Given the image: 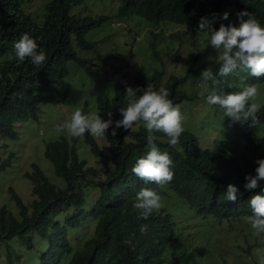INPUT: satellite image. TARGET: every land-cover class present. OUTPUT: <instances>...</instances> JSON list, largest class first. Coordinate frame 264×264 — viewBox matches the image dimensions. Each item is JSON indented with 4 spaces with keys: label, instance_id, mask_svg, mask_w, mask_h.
<instances>
[{
    "label": "trees",
    "instance_id": "16d2710c",
    "mask_svg": "<svg viewBox=\"0 0 264 264\" xmlns=\"http://www.w3.org/2000/svg\"><path fill=\"white\" fill-rule=\"evenodd\" d=\"M81 1L41 0L33 11L30 0H0V55L14 48L24 33L34 38L47 55L46 62L39 67L30 58L10 69L4 61L0 62V138L16 139L21 122L38 118L40 103L66 100L69 60L92 72L94 60L84 50L94 47L90 34L97 30L103 34L99 29L110 16L77 13L74 5H82ZM125 1L127 10L133 12L149 0ZM224 2L264 21V0H211L209 11L212 10L213 16L219 14ZM119 14L125 15L124 11ZM116 56L108 59L110 64L120 63ZM219 67L212 68L220 81L215 87L224 93L233 92V84L242 71L221 78ZM202 70V65L196 68ZM243 73L255 84L264 81V77L257 79ZM158 76L159 72H155L154 78ZM189 77V72L180 76L182 80ZM213 86L209 81L193 89V95L176 93L169 98L173 103L183 97L205 102L201 93ZM124 97L119 85L112 95L98 96L100 115L107 119V113L112 112L114 121L122 119L119 107L124 105ZM258 116L264 121V108ZM227 122L238 144L228 145L222 138L217 148L203 147V137L186 126L173 148L164 134L153 133L159 137L161 151H167L172 159L174 178L163 189L146 184L132 172L137 160L147 152L148 132L143 124L136 130L120 128L116 136H112L109 128L107 150L85 133V143L101 159L99 169L87 166L86 159L78 156L75 138L69 139L62 133L46 141L44 156L53 172L64 179V185L51 182L42 168L31 162L23 175L33 184L34 198L27 204L9 188L18 213H6V207H0V252H3L0 264H214L217 252L208 249L204 252L206 244L198 243L197 236L192 241L184 231L191 221L210 225V219L216 222L251 215L252 195H247L244 184L248 174L255 175L258 165L248 172L241 145L247 140L264 139L257 137L258 125L253 127L251 120L234 123L227 118ZM208 127L201 124L198 130L204 128L206 134ZM9 150L5 155L0 153V172L14 165L12 157L22 152ZM39 150L37 143L35 152ZM229 184L240 189L234 202L224 196ZM142 188H154L162 198L161 209L147 220L139 218L133 207ZM142 225L146 231H141ZM262 244L264 240L255 238L246 246V254L250 255L251 248ZM235 248H231V253L238 257Z\"/></svg>",
    "mask_w": 264,
    "mask_h": 264
},
{
    "label": "clouds",
    "instance_id": "9594fccd",
    "mask_svg": "<svg viewBox=\"0 0 264 264\" xmlns=\"http://www.w3.org/2000/svg\"><path fill=\"white\" fill-rule=\"evenodd\" d=\"M126 3L125 0H118L117 12L111 18L110 25L120 26L119 16L122 15L119 13L124 11L123 16L135 17L137 22L141 23V30L131 34L129 41L126 39L127 42L117 44V48L110 51V58L117 55L120 64L126 65L130 60L133 39L141 35V39L147 42L143 43V56L149 54V58L156 57L160 61L159 64L152 70L149 65L143 64L142 57L138 71L133 74L127 73L125 68H122V71L120 68L113 71L117 76L115 86L119 85L125 93L124 105L119 107L122 119L114 121L112 112L107 113V119L103 118L97 103V112L84 114L76 108L71 113L70 120H66L58 128L67 138L76 139L75 145L78 149V138H84L85 133H89L99 144L97 139L106 138L109 128H112V136H116L120 128L125 131L136 130L143 124L148 132L147 152L137 160L132 172L146 184H155L163 189L174 178L172 159L167 151H161L157 143L159 137L153 133L164 134L170 147L174 148L179 143V138L185 131L184 116L178 105L182 99L173 103L169 96L176 93L193 95L192 90L188 92L182 88L184 82L192 80L200 88L211 81L214 86L205 89L206 96L205 92L201 93L208 106L218 107L217 112L234 123L251 120L253 127L260 123L258 113L264 108V103L259 101L260 88L243 72L257 79L264 77V21L255 18L247 10L238 11L235 21L232 14L223 10L213 16L212 10L209 11L211 0H149L133 12L127 10ZM223 4L232 3L224 2L221 6ZM77 13L86 15L81 11ZM96 15L109 16L104 12ZM128 30V33L132 32L129 27ZM104 37L108 39L109 34ZM91 41H94L95 46L97 40L92 38ZM187 47L196 51L184 64L186 70L182 74L174 68V60ZM27 58H30L34 66L39 67L46 62L47 55L34 38L24 33L14 43V48L0 55V62L4 61L10 69ZM201 65L202 72L196 71ZM217 66H220L218 75L221 78L230 76L237 70L242 71L233 84V92L224 93L215 87L220 81L212 68ZM155 72H159L157 79L154 78ZM186 72L190 73V77L182 80L180 76ZM18 124L19 122L16 123ZM256 164L258 167L255 168V175L248 174L245 177L244 188L248 192L247 195H252L249 201L251 215L247 214L249 216L246 217V222L253 234L260 236L264 234V183H260L264 181V159H258ZM239 191L237 186L229 184L224 193L225 199L236 201ZM133 207L137 210L139 218L147 220L161 209V195L154 188H142L136 194ZM209 226L206 225L208 228ZM141 231H146V226L142 225ZM251 255L252 258H258V264H264V248H257L254 252L251 250L250 258Z\"/></svg>",
    "mask_w": 264,
    "mask_h": 264
},
{
    "label": "rangeland",
    "instance_id": "374dc122",
    "mask_svg": "<svg viewBox=\"0 0 264 264\" xmlns=\"http://www.w3.org/2000/svg\"><path fill=\"white\" fill-rule=\"evenodd\" d=\"M38 2L40 4L41 0H30L32 4L30 7L33 11L38 6ZM117 3L118 0H83L81 2L82 5L74 6V10L81 11L84 14L89 12L93 14L104 12L110 16L102 22V27L99 29L103 34L98 33V30L90 34V37L97 40L95 46L84 50L88 52L87 56H90L94 60V64L91 65L92 72L82 68L76 61L69 60L66 85L68 91L65 103H40L38 118L36 120L28 119L21 122V130L19 128L20 134L16 139H10L8 137H3L5 139L0 138L1 155L7 154L10 148L22 150V152L15 153V156L12 157L14 165L0 172V207L5 206L4 211L6 213L8 211L14 214L18 213L17 205L14 203L15 199L9 192V188H12L21 196L22 200L27 204L34 198L33 184L23 175L24 170L30 169L31 162H36L51 182L56 183L58 186L64 185V179L53 172L51 164L44 156L45 142L61 134L58 126L66 120H70L71 113L76 108H79L84 114L92 111L97 112V97L104 94L112 95L114 92L117 76L113 74V71H118L119 68L122 71V68H125L127 73L133 74L138 71V64L141 62L142 57L143 64L146 66L149 65L152 70L159 64L160 61L158 58L154 57L149 60L143 56V43L146 44L147 42L145 39H141V35H137L133 39L131 56L127 64L121 65L117 62L116 65L108 66L110 51L115 50L117 44L127 42L126 39L129 41L131 34L138 33L141 30V23L137 22L135 17L119 16L121 25L115 27L110 25L111 18L117 12ZM222 10L223 12L227 11L229 14H232V19L235 21V18H237L236 13L243 9L229 4H223ZM128 27L132 32L128 33ZM105 34H109L108 39L104 37ZM129 47L128 45L127 49ZM193 50L191 51L187 47L174 60V68L182 74L186 70V65L184 64L189 61V58L196 51V49ZM96 52L100 55H93ZM257 85L261 92L259 101L264 103V82L258 83ZM131 86L133 87V85ZM196 87V84L192 80H188L182 85V88L188 92ZM178 105H180L184 116V127L188 126L190 129L199 133L203 137V141H205L201 143L203 146L217 148L222 138H224L223 140L226 139L225 142L228 145L239 143V140L233 135L234 130L232 126L228 124L223 114L213 111V108L208 106L204 101L194 97H188L184 98ZM201 124L209 126L207 135L205 134L204 128H201L200 131L198 130ZM257 135V137L263 138L264 121H260L258 124ZM234 140L238 143L234 142ZM97 141L104 150H107L108 143L105 137L99 138ZM37 143L40 146V150L35 152ZM77 146L78 156L87 160V166L93 165L98 169L101 167L100 157L95 156L90 151L83 136L78 138ZM241 146L245 150L244 165L251 172L253 167L257 165L256 161L258 159H264V139L259 142L247 140L246 144ZM247 216L249 215L236 216L223 220L216 219V222H212V219H210V229L206 227L203 221H191L187 225V230L184 231V235L191 238L192 241L193 236H197L198 243L206 244L205 246L207 248H202L204 252L205 249L216 251V256L220 259H215L214 264H258V258L256 256L252 258V255L250 258V255L246 254L245 248L249 243H253L255 238L264 240V234L260 236L253 234V230L246 222ZM233 246H236L235 251L238 257H235L231 253ZM257 248H264V244L251 248L252 252ZM0 255H3V252H0Z\"/></svg>",
    "mask_w": 264,
    "mask_h": 264
}]
</instances>
